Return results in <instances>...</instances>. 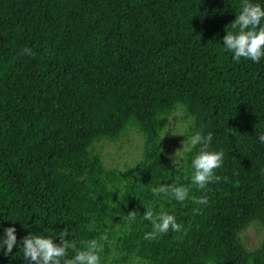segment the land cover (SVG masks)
<instances>
[{
  "label": "trees",
  "instance_id": "trees-1",
  "mask_svg": "<svg viewBox=\"0 0 264 264\" xmlns=\"http://www.w3.org/2000/svg\"><path fill=\"white\" fill-rule=\"evenodd\" d=\"M239 12L240 0H0V236L65 228L77 248L98 240L102 264H264V243L248 251L238 239L264 226V59L236 62L222 46ZM177 110L224 153L204 190L190 180L196 150L183 164L163 150ZM132 133L140 160L106 167V146ZM160 184L208 203L156 198ZM148 206L181 231L143 239ZM0 264L25 261L14 246Z\"/></svg>",
  "mask_w": 264,
  "mask_h": 264
},
{
  "label": "clouds",
  "instance_id": "clouds-1",
  "mask_svg": "<svg viewBox=\"0 0 264 264\" xmlns=\"http://www.w3.org/2000/svg\"><path fill=\"white\" fill-rule=\"evenodd\" d=\"M230 25L231 29L222 38L223 50L232 53V59L236 62L243 58L251 60L253 63H259L264 59V0H240V12ZM22 53L27 56L35 55L29 47H25ZM195 121L194 115L187 118L186 131L184 134H180L186 136L181 150L188 153L196 150V154L191 157L190 180L196 188L204 190L206 185L215 183L219 179L216 170L222 166L224 153L222 150H209L212 141L211 133L205 136L201 131H191ZM258 140L264 144V134L260 135ZM151 192L156 198H160L161 195L170 196L180 203L189 199L194 204L201 206L208 203L206 196L190 195V188L179 184H160L153 187ZM142 217L144 221L151 224V231L145 232L143 236V239L148 241H155L169 231L180 232L182 229L176 216L168 211L156 212L153 207L148 206L144 208ZM136 218V211L129 212L125 216L129 226L136 221ZM2 232L0 252L8 255L12 253L15 246L22 253L25 264H102L103 247L98 240H87L83 242V247L77 248L75 241L67 239L70 233L65 228L53 235H37L29 232L20 240L17 239L14 226L5 227ZM54 236L59 238L58 244L54 242ZM69 249L74 252L71 257H69Z\"/></svg>",
  "mask_w": 264,
  "mask_h": 264
},
{
  "label": "rangeland",
  "instance_id": "rangeland-1",
  "mask_svg": "<svg viewBox=\"0 0 264 264\" xmlns=\"http://www.w3.org/2000/svg\"><path fill=\"white\" fill-rule=\"evenodd\" d=\"M184 114L177 110L173 115L165 120L162 131V147L170 162L174 159L176 164L184 163L185 152L182 151L183 142L186 136L180 135L185 133ZM166 126V127H165ZM165 127V128H164ZM176 152V153H175ZM143 139L136 133H132L128 138L122 139L116 144L107 145L104 152V164L108 168L116 170H125L134 166L142 157ZM175 154V155H174ZM241 244L248 250L254 251L264 243V226L253 224L238 236ZM107 264H117L110 260ZM125 264H143L139 260H130Z\"/></svg>",
  "mask_w": 264,
  "mask_h": 264
}]
</instances>
